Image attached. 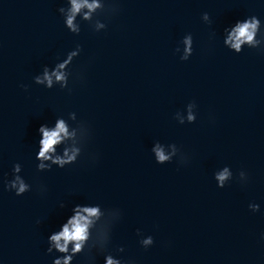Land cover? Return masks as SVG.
<instances>
[{
	"label": "clouds",
	"instance_id": "clouds-1",
	"mask_svg": "<svg viewBox=\"0 0 264 264\" xmlns=\"http://www.w3.org/2000/svg\"><path fill=\"white\" fill-rule=\"evenodd\" d=\"M116 0H64V6L57 9L63 17L64 26L74 36L81 33V22H87L95 32L107 29L108 25L99 19L101 13L106 11L116 12ZM202 20L210 23L211 19L207 12L202 14ZM261 19L256 15H250L242 20H237L233 25L224 29L223 45L235 54H240L245 47L249 49H260L264 51V31H262ZM180 44L175 48V53L179 54L181 61H188L193 55V36L188 33L183 36ZM81 45L67 52L63 60H59L54 66H43L40 74L33 77L36 85L53 89L59 86L61 90L69 87L70 77L73 76L71 65L75 58L82 52ZM27 91V85H21ZM197 105L195 101L189 102L184 111H177L174 119L181 125L185 123H195ZM38 132L40 133L39 147L35 155L37 172L51 171L53 166L65 168L77 163L83 154L86 142L91 136L90 126L77 120L75 112H69L67 119L58 116L54 125L42 124ZM151 152L157 164L171 163L174 157L180 158L183 162L187 157L181 152L175 143L162 144L155 141ZM22 165L15 163L12 166V178L3 181L4 189L14 192L16 196H23L32 190V185L27 183L20 175ZM218 188H224L232 179L233 173L229 166H224L213 173ZM241 182H247L248 174L245 171L239 172ZM41 191L46 189L41 186ZM63 208L64 202L59 205ZM251 212L259 211V205L249 203ZM122 213L119 209H105L100 204H77L72 208V215L61 225L58 231L51 233L47 239V254L59 253L53 260V264H72L74 258L85 252L97 249L104 253L105 264H124V261L117 258L112 252L107 251L111 238V231L114 223L120 219ZM37 223H40L37 221ZM140 238V245L147 249L154 244L152 236H143L137 229ZM264 239V234H262ZM123 247L115 249L116 253H122ZM128 264H134L129 261Z\"/></svg>",
	"mask_w": 264,
	"mask_h": 264
}]
</instances>
